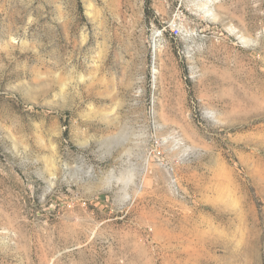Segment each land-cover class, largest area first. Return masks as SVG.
I'll return each instance as SVG.
<instances>
[{
  "label": "rangeland",
  "instance_id": "rangeland-1",
  "mask_svg": "<svg viewBox=\"0 0 264 264\" xmlns=\"http://www.w3.org/2000/svg\"><path fill=\"white\" fill-rule=\"evenodd\" d=\"M0 264H264V0H0Z\"/></svg>",
  "mask_w": 264,
  "mask_h": 264
},
{
  "label": "built area",
  "instance_id": "built-area-1",
  "mask_svg": "<svg viewBox=\"0 0 264 264\" xmlns=\"http://www.w3.org/2000/svg\"><path fill=\"white\" fill-rule=\"evenodd\" d=\"M173 33H176V35L178 34V29H172Z\"/></svg>",
  "mask_w": 264,
  "mask_h": 264
},
{
  "label": "bare ground",
  "instance_id": "bare-ground-1",
  "mask_svg": "<svg viewBox=\"0 0 264 264\" xmlns=\"http://www.w3.org/2000/svg\"><path fill=\"white\" fill-rule=\"evenodd\" d=\"M155 42H157V41H156V38H155Z\"/></svg>",
  "mask_w": 264,
  "mask_h": 264
}]
</instances>
